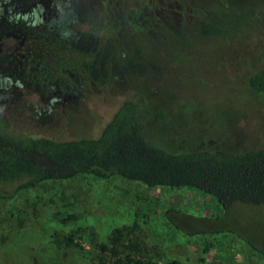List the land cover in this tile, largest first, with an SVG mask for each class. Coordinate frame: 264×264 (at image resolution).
Masks as SVG:
<instances>
[{"label": "rangeland", "instance_id": "rangeland-1", "mask_svg": "<svg viewBox=\"0 0 264 264\" xmlns=\"http://www.w3.org/2000/svg\"><path fill=\"white\" fill-rule=\"evenodd\" d=\"M57 1L29 50L2 42L0 130L97 137L122 101L136 99L157 142L167 136L155 125L180 147H264V0ZM87 2L112 17L92 10L83 24ZM39 3L0 0V36L32 32ZM15 187H1L9 197L0 199V264H90L116 227L134 224L143 242L136 261L264 264L247 243L264 249V205L224 211L196 188L118 177Z\"/></svg>", "mask_w": 264, "mask_h": 264}, {"label": "trees", "instance_id": "trees-1", "mask_svg": "<svg viewBox=\"0 0 264 264\" xmlns=\"http://www.w3.org/2000/svg\"><path fill=\"white\" fill-rule=\"evenodd\" d=\"M155 126L166 134V143L153 139L143 104L126 99L97 137L57 139L0 130V199L9 197L1 187L10 184L16 185L14 193H18L48 181L94 176L118 177L148 188H196L213 197L224 211L236 203L264 205V147H180L171 143L168 131ZM73 237L68 241L83 249ZM247 243L264 257V249ZM142 244L137 224L116 227L106 242L98 244L90 264H148L136 261Z\"/></svg>", "mask_w": 264, "mask_h": 264}, {"label": "flooded vegetation", "instance_id": "flooded-vegetation-1", "mask_svg": "<svg viewBox=\"0 0 264 264\" xmlns=\"http://www.w3.org/2000/svg\"><path fill=\"white\" fill-rule=\"evenodd\" d=\"M54 3L57 6L58 1L57 0H40V3L37 4V6H38L37 9H36L35 6H33L30 9V11L33 10V12L36 14V17L38 16V18H39V14L43 10V8H44V11H42L43 14L41 15V18L40 19L37 18V23L31 24V23H28L25 19L19 20V17L20 16L15 14L14 17L16 18V21L20 25H22L24 23H26V24L28 23L31 26H33L34 28L35 27L36 28L32 32H29L28 34L26 32H23L24 31L23 28H19L18 30H15L13 32H5V30H1L2 33H1V36H0V47L2 45L4 46V43H2L4 41V39L10 37V38H13L15 40L14 45L15 44H18L19 49L29 50V46L28 45L31 42V40H33L32 38L33 37H40L41 36L40 29H41V26L44 25L43 23L47 22L49 24V26H50V23L52 21V17H49L50 15L47 16V13H49V9H50L51 12H52V15H54V10L52 8V6H53ZM73 7H75V5L71 6V9H70V12L69 13H72V12L75 11ZM83 7H84V9L86 8V10H87L86 12L88 13V15L86 17L85 16H82V23L83 24H86L87 22H89L88 16L92 13V10L97 11L98 12L97 15H102V16L104 15V16H107L108 18L109 17H112L109 14L108 8H106L102 4H92L90 2H87L86 4H84ZM154 8H155V5H154ZM77 10L81 11L80 10V5H77ZM154 17L155 16H152V19L153 20H154ZM89 18H90V16H89ZM70 20H71V22H73V24L75 23V21H73L74 19H70ZM9 23H10V21H9ZM9 25L11 26L12 23L9 24ZM72 32H75L73 28H72ZM11 33H13V34H11ZM57 92H59V91H57Z\"/></svg>", "mask_w": 264, "mask_h": 264}]
</instances>
